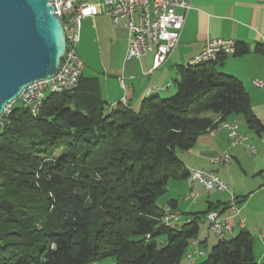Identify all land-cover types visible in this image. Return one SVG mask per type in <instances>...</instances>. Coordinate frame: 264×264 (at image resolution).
<instances>
[{"label":"trees","instance_id":"16d2710c","mask_svg":"<svg viewBox=\"0 0 264 264\" xmlns=\"http://www.w3.org/2000/svg\"><path fill=\"white\" fill-rule=\"evenodd\" d=\"M246 53L236 42L233 56ZM226 57L179 66L175 92L150 93L137 112L121 102L109 111L81 78L36 115L12 104L0 126V264H181L197 240L205 256L192 264H259L246 230L204 254L212 206L180 229L160 224L158 199L189 173L178 152L199 134L234 114L264 135L243 84L218 71Z\"/></svg>","mask_w":264,"mask_h":264},{"label":"crops","instance_id":"0c3cea01","mask_svg":"<svg viewBox=\"0 0 264 264\" xmlns=\"http://www.w3.org/2000/svg\"><path fill=\"white\" fill-rule=\"evenodd\" d=\"M86 3L94 6L97 14L82 19L78 45L89 32L94 44L104 48V51H100L99 47L94 48V52H97L95 62L86 60V51L82 57L77 52L85 65L81 80L85 86L84 91L100 97L109 111L125 99V106L137 112L141 102L147 98L148 89H158L149 97L166 98L172 95L175 92L173 82L177 78V68L186 66L201 51L206 41L234 40L245 47L247 53L227 56L220 62L218 71L243 84L252 112L264 125V90L252 83L254 80L264 82V49L261 45L264 38L263 0H190L191 9L186 16L176 49L165 64L154 71H151L152 54L139 60H125L127 32L123 23L117 27L112 25L103 1ZM101 6L104 10L100 9ZM218 120L219 117L214 119ZM224 122L236 124L239 133L246 136L247 141L232 147L225 131H206L197 136L193 148L178 152V157L187 172H214L226 183L227 191L204 193L203 188L197 184L189 189L184 179L170 180L162 196L164 205L161 209L185 215L202 213L212 206L222 217L227 218L232 228L230 238L241 230L250 233L255 259L259 264H264V135L258 136L250 130L239 115H229ZM250 147L256 149L255 154L250 152ZM224 155L231 157L230 163L216 165L212 162ZM189 192L193 197L186 199ZM230 193L235 195L238 202L239 213L236 216L227 206ZM194 198L196 200L192 201ZM199 200L205 203L204 209H195ZM169 201L173 202L172 205L168 204ZM208 232L203 228L199 236V240L206 242L205 248L210 241ZM216 240L218 242L217 237ZM191 252H194L192 247L188 253ZM185 258L188 264V259Z\"/></svg>","mask_w":264,"mask_h":264},{"label":"built area","instance_id":"2783aa9c","mask_svg":"<svg viewBox=\"0 0 264 264\" xmlns=\"http://www.w3.org/2000/svg\"><path fill=\"white\" fill-rule=\"evenodd\" d=\"M102 1L113 26L117 27L123 23L127 32L125 60H139L148 54H152L151 71L157 70L165 64L176 49L186 16L191 9L190 0ZM50 5L61 21L65 38V51L53 77L34 82L22 91L18 100L32 115L37 114L49 94L72 92L77 88L85 66L77 54L81 21L83 18L97 14L96 8L88 5L86 0H50ZM261 45L264 48V38L261 40ZM235 50L236 42L234 40L206 41L201 51L188 64L214 62L220 56H233ZM119 82L122 84V79ZM252 83L255 87L264 90L263 81L254 80ZM157 91L158 89H148L146 95ZM121 103L125 106L126 100L122 99ZM10 106L5 108L0 117L1 127L6 125L4 116L10 113ZM212 131H225L229 145L232 147L247 141V137L239 133L236 124L222 122ZM249 150L252 154L256 153L254 147H250ZM212 162L216 165L228 164L231 162V157L224 155L215 158ZM185 182L189 189L194 184L207 191L226 192L228 189L226 183L211 171L191 170ZM190 197H193L191 192L185 198L189 199ZM227 206L234 216L238 215V202L232 193L229 194ZM190 221V217L171 210L164 211L160 218V224L169 229H180ZM202 225L218 239L222 240L231 235L232 228L227 218L222 217L218 211L207 213L202 218ZM191 247L194 252L187 254L189 264L193 263L195 257L203 255L199 249L198 240Z\"/></svg>","mask_w":264,"mask_h":264},{"label":"water","instance_id":"95a60500","mask_svg":"<svg viewBox=\"0 0 264 264\" xmlns=\"http://www.w3.org/2000/svg\"><path fill=\"white\" fill-rule=\"evenodd\" d=\"M64 51L50 0H0V117L28 85L56 74Z\"/></svg>","mask_w":264,"mask_h":264},{"label":"rangeland","instance_id":"374dc122","mask_svg":"<svg viewBox=\"0 0 264 264\" xmlns=\"http://www.w3.org/2000/svg\"><path fill=\"white\" fill-rule=\"evenodd\" d=\"M86 1L93 2V3L94 2H100V0H86ZM100 9L104 10V7L101 6ZM83 31H84V29H83ZM103 36L105 37L106 34L103 35ZM98 47H99L100 51H102V52L104 51V48H100V46H97V45L94 44V42L92 41V38H91V34L89 32H87L86 33V37H82L81 44L78 45V47H77V52L79 53V55L81 54L80 56L82 57V54L85 53V51H86V60L87 61H93L94 60V62H95L96 61L95 58H97V52H94V48L98 49ZM101 47H102V44H101ZM103 57H105V56L103 55ZM171 87L169 89H171ZM150 97H152V95ZM20 104H21L20 100H17L14 103V106L18 107V106H20ZM209 192L210 193H217L218 191H215V190H210V191L204 190V193H209ZM195 198L192 199V201L196 200ZM163 200H164L163 197L162 198L160 197L158 199V201H157L158 207H160V208L163 207V205H164V201ZM202 201L203 200H199L198 204L195 206V209H204L205 208V203L202 202ZM179 202H182V200L179 199ZM182 207H184V204H182ZM200 226H201V230H202L204 228V225L201 224ZM208 233H209V236H210L209 237L210 241L208 243V246L206 248H204V254H207L211 250V248L214 245H216V243H217L216 236L211 231H209ZM204 256L199 257L198 259H203ZM181 264H186V258L185 257L182 259Z\"/></svg>","mask_w":264,"mask_h":264},{"label":"bare ground","instance_id":"6f19581e","mask_svg":"<svg viewBox=\"0 0 264 264\" xmlns=\"http://www.w3.org/2000/svg\"><path fill=\"white\" fill-rule=\"evenodd\" d=\"M192 253V252H191Z\"/></svg>","mask_w":264,"mask_h":264}]
</instances>
